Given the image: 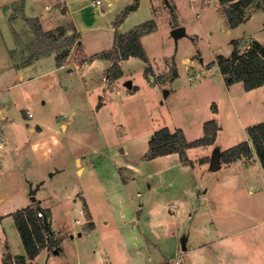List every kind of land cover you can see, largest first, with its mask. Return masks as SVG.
Instances as JSON below:
<instances>
[{
    "label": "rangeland",
    "instance_id": "rangeland-1",
    "mask_svg": "<svg viewBox=\"0 0 264 264\" xmlns=\"http://www.w3.org/2000/svg\"><path fill=\"white\" fill-rule=\"evenodd\" d=\"M92 1L0 0V73L18 61L6 50L14 47V29L22 39L32 35L29 56L44 50L36 22L28 18L56 36V56L63 50L70 55L62 67L54 54L34 57L15 66L17 77L0 82V105L11 120L2 136L8 160L0 161V214L24 205L43 209L55 245L28 258L12 216L0 217V264H156L176 258L195 264L193 253L182 250L186 238L188 250L205 246L203 264H264V171L256 154L230 164L220 160L210 169L214 151L251 144L247 127L264 121V86L246 91L242 82L229 85L217 66L218 57L231 54L232 40L241 53L254 42L264 45V9L253 0L245 8L247 20L231 29L218 0H138L127 11L134 0ZM148 20L155 29L141 38L147 61H123L121 79L112 75V59L80 67L88 55L112 49L117 34ZM176 26L185 30L175 39ZM73 30L82 44L62 48ZM26 109L41 134L39 126L26 130ZM206 121L216 124V139L185 151L193 166L177 154L148 157L156 130L181 128L191 141L202 136ZM38 183L32 200L29 185Z\"/></svg>",
    "mask_w": 264,
    "mask_h": 264
},
{
    "label": "trees",
    "instance_id": "trees-1",
    "mask_svg": "<svg viewBox=\"0 0 264 264\" xmlns=\"http://www.w3.org/2000/svg\"><path fill=\"white\" fill-rule=\"evenodd\" d=\"M221 5V13L225 19V23L229 28H235L239 24L247 20L245 15V8L251 5L253 0H218ZM138 0L126 7L127 10H134L137 7ZM171 9L172 6H169ZM256 8L264 9V0H256ZM26 20V19H25ZM36 22L33 26L37 33L39 43L44 48L41 54L58 51L60 45L54 43L56 36L43 33L39 23L34 18H28L27 22ZM154 21L148 20L142 24L134 26L130 31L124 34H117L114 37V44L112 49L103 51L93 55V58L112 59V63L116 65V71L112 73L114 78L121 75L118 67L119 60H126L131 56L138 57L147 61V57L141 43V36L153 31ZM44 36V37H43ZM79 34L74 30L72 33L63 38L62 48H69L77 43ZM49 40V41H48ZM233 50L227 57L220 56L217 58V66L219 72L225 76L228 84L234 82H242L243 88L246 91L264 85V45L258 42L250 44L248 49L240 53L238 50L239 43L232 40ZM40 48V49H43ZM68 54L67 50H63L56 56V61L59 64L61 58ZM101 104H97L99 108ZM247 134L251 139L245 140L239 144L220 151V160L226 164L236 162L241 158H250L253 153L256 154L264 171V121L247 127ZM216 139V124L213 121H206L203 124V134L197 139L187 140L181 128L169 129L167 127L156 130L148 141V157H157L170 153H177L180 161L184 164L192 165L191 160L186 157V150L196 146L211 145ZM199 162H202L199 159ZM43 209L32 208L25 206L12 212L14 223L17 227L25 253L28 258L33 257L40 248L48 246L53 248L55 246L51 241V234L49 233L50 224L47 221V216ZM37 211H41L42 216L37 215ZM44 217V219H43ZM46 234V236H45ZM59 251V247H56Z\"/></svg>",
    "mask_w": 264,
    "mask_h": 264
},
{
    "label": "crops",
    "instance_id": "crops-1",
    "mask_svg": "<svg viewBox=\"0 0 264 264\" xmlns=\"http://www.w3.org/2000/svg\"><path fill=\"white\" fill-rule=\"evenodd\" d=\"M234 1H236V0H234ZM261 10V9H260ZM260 10H257V11H260ZM256 11V12H257ZM16 18V17H15ZM15 18L13 19V20H10V21H12V22H14L15 21ZM73 24V23H72ZM242 24V23H241ZM241 24H239V25H241ZM74 25V24H73ZM238 25V26H239ZM238 26H236V27H238ZM235 27V28H236ZM13 28V27H12ZM76 28V27H75ZM14 29V28H13ZM232 29V28H231ZM68 32L67 33H70L71 31L70 30H67ZM76 32L79 34V39H78V41H77V45H81L82 43H81V41H80V33L76 30ZM152 32V31H151ZM150 33V32H149ZM13 34H14V37H15V44H14V47L12 48V49H7L6 48V50H7V54H9V55H11V58L12 57H15L18 61L16 62V64L14 65L13 63H12V61H10V69L7 71L8 72V75H7V72L5 73V74H3V72H1L0 73V82H3V81H6V79H8V78H10L11 76H15V77H17L16 76V74L18 73V72H21V70H20V68H16V67H20V66H23V65H26V64H28L29 63V61H30V59H32V58H34V57H40V56H43V55H50V54H54V56H55V59H56V52L57 51H52V52H49V53H44V54H41L42 52H38V53H35V55H32V51H31V55L29 56V52H30V50L28 49V47L30 46V41L32 40L31 39V36L30 37H28V38H26V39H22V37L21 36H19V33L14 29L13 30ZM146 35V34H145ZM144 36V35H143ZM141 38H142V36H141ZM140 38V39H141ZM27 43V44H26ZM113 44H114V40H113ZM113 44H112V47H113ZM28 45V46H27ZM250 46V44L249 45H247V47H249ZM20 48H24L23 49V51H21V53H20ZM241 46L239 45L238 46V49H239V52L241 53L242 51H241ZM99 52H96V53H94V54H90V55H88V56H92V57H89V59H88V62H87V60H85V65H83L82 63H80V64H82L80 67H83L84 66V68L85 69H88L89 68V66L91 65V63H93L95 60H97V59H99V58H93V55H95V54H98ZM60 54V53H59ZM29 56V58L28 59H26V57H28ZM69 52H68V54L65 56V57H63V58H61V60H60V62H59V64L57 63V61H56V63H57V65L59 66V67H62L63 66V64L65 63V61H67L68 60V58H69ZM132 57V56H131ZM130 58V57H129ZM25 60V61H24ZM104 60V59H103ZM105 60H108V59H105ZM127 60V59H126ZM123 61H125V60H119L118 61V67H119V70H120V72H121V75L119 76V77H117L116 79H121L122 77H123V70H122V68H121V64H122V62ZM111 63H112V61H111ZM16 66V67H15ZM8 67V66H7ZM17 73H16V72ZM13 74V75H12ZM223 77H224V75L223 74H221ZM18 82H17V85H19V84H21V82H20V80H17ZM235 83V82H234ZM237 83V82H236ZM16 83H14V84H12V85H9V86H6V87H4L3 86V88L5 89V88H7L6 89V91L7 90H9V88L10 87H12L13 85H15ZM229 85H231V84H229ZM261 86H264V85H261ZM261 86H259V87H261ZM13 96H14V93H13ZM31 98V93H27V102L29 101V99ZM102 104V103H101ZM97 108V107H96ZM102 107L100 106V109H101ZM99 109V108H98ZM23 110H25V108H23L22 109V112H23ZM28 112H30V111H28L27 109H26V112H25V114L24 115H22V119H21V121H23V123H24V125H25V128H26V130H28L29 132H35L36 131V126H39L40 128H41V130H40V132H38V133H42V131H43V128H42V126L40 125V123L39 122H33V120H32V118H33V114H32V116H28ZM31 113V112H30ZM8 120H10V115L8 114V110L5 108V106H2V105H0V161L2 160H5V159H7L8 160V153H7V151H6V145H4L3 143H2V136H5V129H6V127H7V124H6V122L8 121ZM11 121V120H10ZM60 127H61V129H66L67 128V126H66V123H64V122H61L60 123ZM2 134V135H1ZM19 145H18V147H21V145L24 143V139L22 140V142L20 141V142H17ZM172 154H177V153H170V154H166V155H172ZM162 156H165V155H162ZM177 156H179L178 154H177ZM252 159L253 158H255V157H251ZM180 159V158H179ZM77 160L79 161V158H77ZM211 160V159H210ZM256 160L258 161V158H256ZM239 161H242V158L239 160ZM5 168V167H4ZM0 169H2V167H0ZM79 170H80V172H81V168H78V172H79ZM39 184V187H38V189L41 187V185H42V183H38ZM37 189V190H38ZM23 207H25V205L24 206H22L21 208H23ZM15 209V208H14ZM11 209V210H4V212H2L1 214H0V217L1 218H4V217H6V216H8V215H10L12 212H14L15 210H17V209ZM19 209V208H18ZM89 210V209H88ZM88 213H89V216H90V219H88V223L87 222H85V223H87V225L89 226V225H91L92 226V224L95 222L94 220H93V218H92V216H91V214H90V211H88ZM11 216V215H10ZM13 218V217H12ZM79 223V222H78ZM78 235H81V233L80 232H78ZM21 238V237H20ZM22 241V240H21ZM186 242L188 241V238H186V240H185ZM187 244V243H186ZM23 245V244H22ZM24 247V246H23ZM204 247L205 246H203V244H198V245H196V247L195 246H193V248L192 249H189L188 250V248H187V245H186V249L184 250V251H188V252H191V253H193V261H194V263L195 264H203V261H204V258L202 257V255H203V250H204ZM56 253H58V251L56 252ZM4 264V263H3ZM20 264V263H19ZM180 264H181V261H180Z\"/></svg>",
    "mask_w": 264,
    "mask_h": 264
},
{
    "label": "water",
    "instance_id": "water-1",
    "mask_svg": "<svg viewBox=\"0 0 264 264\" xmlns=\"http://www.w3.org/2000/svg\"><path fill=\"white\" fill-rule=\"evenodd\" d=\"M184 30L185 29L183 26H176L172 29L171 33L174 36V38L176 39L178 37V35H180L184 32ZM124 85H126L128 88H130L131 87V81L126 80L124 82ZM210 162H211V165H210L211 170H215V169L220 167V153H219V151H214L212 153ZM29 186H30L29 195L31 196L32 200H35L34 196H35V193L39 187V184L35 185V187H32L31 184ZM49 233H52V232H49ZM185 249H186V242L182 241V250H185ZM54 252L56 253L57 250L55 249Z\"/></svg>",
    "mask_w": 264,
    "mask_h": 264
},
{
    "label": "built area",
    "instance_id": "built-area-1",
    "mask_svg": "<svg viewBox=\"0 0 264 264\" xmlns=\"http://www.w3.org/2000/svg\"><path fill=\"white\" fill-rule=\"evenodd\" d=\"M100 3H101L100 0H93V1H92V5H98V4H100ZM28 116H32V114H31L30 112H28ZM81 212H82V211H81ZM37 215H38V216H42L41 211H37ZM76 222H79V220H76ZM156 264H180V261L177 260V258H176V259L168 260V261H166V262H164V263H156Z\"/></svg>",
    "mask_w": 264,
    "mask_h": 264
}]
</instances>
